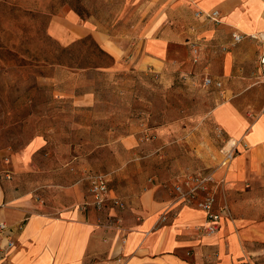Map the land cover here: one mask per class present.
Listing matches in <instances>:
<instances>
[{
	"label": "crops",
	"instance_id": "crops-1",
	"mask_svg": "<svg viewBox=\"0 0 264 264\" xmlns=\"http://www.w3.org/2000/svg\"><path fill=\"white\" fill-rule=\"evenodd\" d=\"M107 1L96 0V3ZM123 2L136 13L129 17L130 30L113 32L104 19L82 20L79 12L71 9L51 21L49 35L64 47L91 37L113 57L112 70L116 72L130 67L139 71L148 68L163 71L171 43L185 41L186 45L199 46L213 80L222 81L223 85L231 82L228 91L241 85V73L245 70L250 73L258 53L257 65L264 75L259 65L261 46L251 39L255 33H264V0ZM85 7L93 11L88 4ZM196 11H219L221 22L197 19ZM173 22H185V26L188 22L191 27L171 33L169 24ZM233 33L244 36L240 44L234 42ZM187 39L193 41L190 43ZM127 42L137 46H127ZM251 93L246 92L238 99L231 97L208 112L211 122L222 130V139L215 143L218 147L202 150L204 167L201 168H215L217 179L224 180L225 191L219 195V203L224 197L232 212L230 218L221 219L215 235H206L200 230L207 224L206 215L193 207L178 209L168 223L160 221L173 207L172 180L167 190L163 181L148 185L147 180L138 179L136 184V180L128 179L122 198L110 182L111 199L118 201L120 207L112 204L109 212L99 211L92 205L82 209L92 200L91 181L87 168L77 163L68 167L64 163L63 145L53 151L51 136L43 132L21 147L0 141V223L8 227L0 234V241L11 239L17 243L0 264H202L211 261L246 264L251 257L261 255L264 252V104L250 109L248 105L255 98ZM74 102V106L84 109L95 103L90 93ZM145 138L137 133L127 135L120 139L119 146L127 155L136 156L141 154V144L150 141ZM228 139L238 141L239 145L235 159L225 164L221 150ZM77 158L81 159L79 151L73 159ZM137 159L143 160V157ZM108 214L120 218L122 225L109 226ZM186 255L193 258L192 262L187 261Z\"/></svg>",
	"mask_w": 264,
	"mask_h": 264
},
{
	"label": "rangeland",
	"instance_id": "rangeland-1",
	"mask_svg": "<svg viewBox=\"0 0 264 264\" xmlns=\"http://www.w3.org/2000/svg\"><path fill=\"white\" fill-rule=\"evenodd\" d=\"M127 8L122 0L99 4L96 0H0V141L21 147L43 132L51 136L53 151L63 145L68 167L77 163L87 168L89 182L97 176L107 178L121 198L128 179L136 184L138 179L147 180L148 185L163 181L168 190L183 169L204 167L202 150L222 139L208 115L216 105L246 92L255 96L250 109L264 104L259 53L250 73L245 70L241 79L237 74L241 85L228 91L231 82L222 88L206 86L211 75L196 44L171 43L163 71L130 67L116 72L113 57L91 37L64 47L49 35L51 21L71 9L82 20L104 19L113 32L130 30L134 11ZM185 25L173 22L170 32L191 27ZM88 93L94 96L93 107L74 106ZM136 133L150 141L141 144V154L127 155L119 141ZM74 151L81 159H73ZM185 258L192 262L191 256ZM246 264H264V252Z\"/></svg>",
	"mask_w": 264,
	"mask_h": 264
},
{
	"label": "built area",
	"instance_id": "built-area-1",
	"mask_svg": "<svg viewBox=\"0 0 264 264\" xmlns=\"http://www.w3.org/2000/svg\"><path fill=\"white\" fill-rule=\"evenodd\" d=\"M168 1V0H164ZM195 16L197 19H205L212 21L216 24H220L219 11H212L204 13L202 11H196ZM233 40L236 44H240L243 41L244 36L237 33H233ZM251 39L257 41L262 49V53L259 57V65L264 69V33H256L251 36ZM196 46L193 47L194 52L198 53ZM264 80V75H263ZM206 86L211 87L215 85L218 88L223 87V83L217 80H213L211 77L205 80ZM218 137L222 138V130L217 132ZM225 145L221 152L224 156V163L229 164L233 161L238 151V141L228 139L224 142ZM216 170L198 168V170L186 169L179 173L175 178V181L171 187L173 204L172 209H169L162 216L160 221L168 223L169 220L177 215V210L184 207H193L202 210L206 215L207 224L200 227V230L206 235H215L219 231V225L221 219L224 216L230 218L232 212L231 207L226 202L225 198H222V202L219 203V195L224 190V180H218L215 174ZM89 194L92 196L91 203H86L82 209H86L89 206H93L99 211H110L111 205L114 204L120 207V203L113 202L109 193V181L103 176L94 177L91 180V187ZM113 202V203H112ZM109 215V214H108ZM122 220L118 217L108 216L109 226L122 225ZM8 227L5 223H0V234L6 232ZM16 242L8 240L6 242L0 241V261L6 260L16 247Z\"/></svg>",
	"mask_w": 264,
	"mask_h": 264
},
{
	"label": "bare ground",
	"instance_id": "bare-ground-1",
	"mask_svg": "<svg viewBox=\"0 0 264 264\" xmlns=\"http://www.w3.org/2000/svg\"><path fill=\"white\" fill-rule=\"evenodd\" d=\"M256 34V33H255Z\"/></svg>",
	"mask_w": 264,
	"mask_h": 264
}]
</instances>
